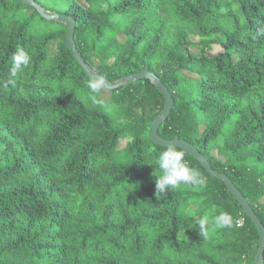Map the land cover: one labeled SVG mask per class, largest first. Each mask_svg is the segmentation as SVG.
I'll list each match as a JSON object with an SVG mask.
<instances>
[{"label": "trees", "instance_id": "trees-1", "mask_svg": "<svg viewBox=\"0 0 264 264\" xmlns=\"http://www.w3.org/2000/svg\"><path fill=\"white\" fill-rule=\"evenodd\" d=\"M35 1L0 0V264H256L257 225L191 153L178 147L207 186L157 197L156 84L125 83L93 105L67 25L43 9L74 18L94 73L154 72L174 97L160 135L195 145L264 225V0ZM18 46L31 62L5 87ZM220 211L234 227L202 237L197 218Z\"/></svg>", "mask_w": 264, "mask_h": 264}, {"label": "clouds", "instance_id": "clouds-1", "mask_svg": "<svg viewBox=\"0 0 264 264\" xmlns=\"http://www.w3.org/2000/svg\"><path fill=\"white\" fill-rule=\"evenodd\" d=\"M31 62L30 52L23 46H18L11 57L10 78L4 82V86H15L16 77L22 73ZM88 99L93 105L102 106L104 100L102 95L108 87L106 79L99 75H92L86 82ZM186 153L176 145L170 144L158 154L159 175L156 176L155 187L157 197L164 196L170 190L186 188L192 191H201L207 186V178L201 171L193 167L185 158ZM199 233L207 238L210 232L234 227V219L227 211H220L218 214H203L197 218Z\"/></svg>", "mask_w": 264, "mask_h": 264}, {"label": "water", "instance_id": "water-1", "mask_svg": "<svg viewBox=\"0 0 264 264\" xmlns=\"http://www.w3.org/2000/svg\"><path fill=\"white\" fill-rule=\"evenodd\" d=\"M22 1H24L25 3L31 4L35 7H39L38 3L35 0H22ZM43 14L47 18L58 19L67 25L68 32L66 34V42H67L69 49L73 51L78 61L81 63L83 67L87 69V71L91 75H99L97 73H94L91 70V68L88 66V64H86L80 57L77 44H76V40H75L76 21L74 20V18L71 16H67L65 14H60V13L52 14L49 11L44 10V9H43ZM105 79L108 83V87L106 89H109V90L115 89L125 83H130V82H133L135 80H140V79H150L153 83L156 84V87L160 90V92L163 94L165 98V104H164V108L162 112L158 116H156L151 122V132H150L151 140L154 141L158 145L168 146L170 144H174L177 147H180L188 151L193 156H195L202 163V165L207 169V171L210 172L214 177L220 178L225 181L229 192H231L232 195L235 197V199L241 204L246 215L249 216L253 220V222L257 225L259 229V243H258V250H257V255H256V264H263L264 263V225L261 223L260 219L256 215L251 204L248 202V200L246 199L244 194L240 191V189L235 185L233 180L226 173H221V172L214 170L210 162L206 159V157L191 142L181 139L179 137H176L173 139H166L160 135L159 133L160 127L167 121L174 107V97L170 93L168 88L164 85V83L158 80L157 75L150 70H145L140 73H136L134 75L125 76L123 77L120 83L111 82L107 78Z\"/></svg>", "mask_w": 264, "mask_h": 264}, {"label": "rangeland", "instance_id": "rangeland-1", "mask_svg": "<svg viewBox=\"0 0 264 264\" xmlns=\"http://www.w3.org/2000/svg\"><path fill=\"white\" fill-rule=\"evenodd\" d=\"M77 1H78L79 3H81L82 5H84V6H88L86 0H77ZM102 6L105 7L106 5H105V4H102ZM119 37H120L121 40H125V39H126V37H125L124 34H120ZM191 39H192L193 42L198 41V37H197L196 35H193V36L191 37ZM56 46H57V41H53V42L50 43L49 48H50V51H51L52 54H55V53H56V51H57ZM191 49H192V51H193L194 53H198V52H199V49H198L197 47H192ZM219 51H221V48L217 46V47H215V49L211 52V54H215V53H217V52H219ZM184 74H185L186 76L190 77V78H196V75H194V74L191 73V72L184 71ZM111 96H112L111 91H110L109 89H105L104 92H103L102 98H103L106 102H109ZM126 142H127V140L124 139V140L122 141L121 146H122V147L125 146ZM215 153H216V152H215ZM263 201H264V198H263Z\"/></svg>", "mask_w": 264, "mask_h": 264}, {"label": "built area", "instance_id": "built-area-1", "mask_svg": "<svg viewBox=\"0 0 264 264\" xmlns=\"http://www.w3.org/2000/svg\"><path fill=\"white\" fill-rule=\"evenodd\" d=\"M242 223H243V219H240V220L238 221V225L240 226Z\"/></svg>", "mask_w": 264, "mask_h": 264}]
</instances>
